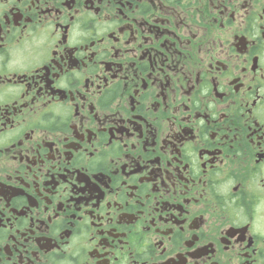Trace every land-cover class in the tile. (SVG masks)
I'll list each match as a JSON object with an SVG mask.
<instances>
[{
  "label": "flooded vegetation",
  "instance_id": "obj_1",
  "mask_svg": "<svg viewBox=\"0 0 264 264\" xmlns=\"http://www.w3.org/2000/svg\"><path fill=\"white\" fill-rule=\"evenodd\" d=\"M0 264H264V0H0Z\"/></svg>",
  "mask_w": 264,
  "mask_h": 264
}]
</instances>
